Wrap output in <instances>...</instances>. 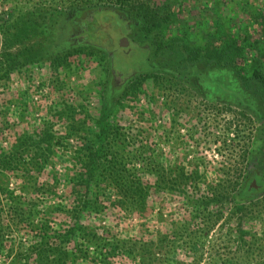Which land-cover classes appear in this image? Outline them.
<instances>
[{"label": "rangeland", "instance_id": "374dc122", "mask_svg": "<svg viewBox=\"0 0 264 264\" xmlns=\"http://www.w3.org/2000/svg\"><path fill=\"white\" fill-rule=\"evenodd\" d=\"M74 1L87 0H67L65 3L43 0L41 4L45 8L66 7ZM95 1L90 0V3L96 5ZM167 1L180 4L183 0H156V3L162 6ZM194 2L201 6L200 0H192ZM37 3L40 0H0V16L16 8L19 12L9 14L15 18ZM103 4L99 3L100 7ZM106 5L113 7L108 3ZM174 9L176 7L172 11ZM120 12L122 18L109 10H95L93 17H87L91 21L87 24L88 31L84 32H78L77 27L74 31L71 29L74 14L69 15L68 12V16L60 18L56 28L44 36L43 44L40 39L34 40L32 54L37 55L38 63L26 62L21 72L8 84L11 91L21 94L22 102L30 100L26 103L32 110L26 115V123L33 129L40 127L44 119L50 121L57 112L53 106L57 107L62 102L68 104L67 100L74 104L83 97L82 104L87 109L101 105L97 96H103L101 85L109 83L110 88L117 90V97L113 100L125 99L123 103L132 107L120 111L118 125L127 138L128 150L143 155V159L134 163L135 167H153L150 175L143 176L144 180L153 185L160 176L169 182H178V177H181L179 189L170 187L167 192H152L150 195V203L154 206L144 226L147 234L143 241L152 244L153 252L158 253V260L152 264H264V254L260 250L258 252V247L264 245V187L244 196L237 204L241 212L232 213L236 207L233 197L238 186L249 184L251 171L264 173V96L258 94L254 97V104L252 101L248 103L251 96L239 98L226 88L217 92L211 83L207 84L199 78L204 77V71L194 75L189 64L184 63V56L177 54V49H169L168 44L175 41L182 49L190 39L188 45L204 46L205 42L195 29L184 33V30L178 29V24L171 26L170 23L175 22L171 20L153 30L145 41L138 31L140 22L135 18L134 9L125 8ZM214 12L216 9L212 7L206 14L210 25ZM184 15L187 21L191 20L185 10ZM3 17L6 18L4 14ZM179 21L184 24L183 20ZM125 26L130 27L133 38L134 35L139 37L144 46L138 44L137 38L130 39L128 45L117 46L119 39L125 36ZM125 32L130 33L129 30ZM76 36L82 39L78 38L80 41L74 43L71 40ZM158 43L162 44L158 52L160 61L169 65V72H146L147 52L149 50L153 54ZM74 47L77 49L74 50ZM78 50L82 51L80 55L66 57L67 51L72 54ZM108 52L114 54L113 60ZM88 53L91 55L87 56ZM57 57L64 58L60 67L54 63ZM174 64H177L175 70L172 67ZM80 85H84L81 93L86 96L77 93L75 88ZM63 86L65 90L61 95L56 94ZM132 86L138 89L136 97H122L124 90ZM246 87H249L248 93L254 94L252 87ZM92 88H95V93L91 92ZM2 98L11 101L12 111L15 101L9 90L6 92L0 88ZM58 108L62 115L57 118L55 127L58 125L60 128L59 125L65 122L66 112L62 104ZM21 128L24 130L28 126ZM0 141H4L3 147L8 143L5 138H0ZM69 143L71 150L76 149L73 140ZM141 151L144 153H139ZM63 164L62 161L57 162L56 169L61 170ZM262 179L264 181V176ZM18 188L15 182H11L10 192L0 195V264H13L18 253L26 255L28 242L25 241L31 237L30 222L19 216V209L26 214L32 209H46L48 205L43 192L23 197ZM60 190L50 199L51 205L63 197ZM194 209L200 211L195 220L191 218ZM105 213L114 218L111 220L114 232L131 240H140L138 234L142 230V220L124 212L108 210ZM99 217L98 221H102V216ZM38 220L36 214L33 223ZM240 227L245 234L242 240L237 237ZM160 232L166 235L161 250L157 237ZM204 233L207 234L206 239L198 240ZM239 239L246 241L244 246ZM197 241L201 243L194 250L193 245ZM247 248L252 250L248 259L244 253ZM6 255L8 257L5 258ZM91 261L93 264L92 258ZM113 262L120 264L118 260ZM95 263L102 264L98 260Z\"/></svg>", "mask_w": 264, "mask_h": 264}, {"label": "trees", "instance_id": "16d2710c", "mask_svg": "<svg viewBox=\"0 0 264 264\" xmlns=\"http://www.w3.org/2000/svg\"><path fill=\"white\" fill-rule=\"evenodd\" d=\"M41 1L43 0L15 18L9 14L19 12L16 8L9 9V13H3L6 18L3 14L0 16V88L6 92L9 90L15 101L12 103L13 110L10 111L11 101L0 99V138L8 141L4 147V141H0V195L8 194L9 183L15 182L23 197L43 192L44 200L48 201L46 209H32L26 214L19 209V216H24V220L30 222L31 237L25 241L28 242L26 255L18 253L14 263L28 264L31 257H34L31 264H92L91 258L94 260L93 264H96V260L102 264H117L113 262L115 260L120 264H152L158 260V253L153 252L152 244L143 241L147 234L144 226L154 206L149 198L152 192H167L170 187L179 189L181 177H178V182H169L160 176L153 185L144 180L143 176L150 175L153 167H135L134 163L143 159V155L128 150L127 138L118 125L120 111H127L132 107L123 103L125 99L114 101L117 90L105 83L101 85L103 96H97L101 105L87 109L82 104L83 97L78 98L79 101L74 104L70 100H67L68 104L59 103L58 99V106H53L57 108V112L50 121L44 119L40 127L33 129L26 123V115L31 113L32 108L26 103L28 101L22 102L21 94L11 91L8 84L21 72V67L26 62L38 63L37 55L32 54L34 40L40 39L43 44L44 36L56 28L60 18L68 16V12L69 15L77 16L90 9H100L99 3L105 2L103 7L108 3L113 6L111 8L119 11H124L125 8L134 9L135 18L140 22L138 31L145 41V37L153 30L159 29L163 23L172 22L171 20L175 22L170 25L178 24V29L184 30V33L192 29L198 31L202 42H205L204 46L192 47L187 44L189 39L182 49L175 41H171L168 44L169 49H177V54L184 56V63L189 64L194 75L204 71V77L199 78L207 84L211 83L217 92L220 93L222 88H226L239 98L251 96L248 103L252 101L254 104V97L258 94L264 96V0H200L201 6L197 2L192 3V0H183L180 4L167 1L162 6L156 0H96V5L87 0L53 8H45ZM66 1L59 0L61 3ZM190 5L193 6L189 7ZM212 7L216 12L210 25L206 14ZM184 10L191 17L190 21L185 19ZM179 20H183L184 24L178 23ZM137 40L139 45L144 46L139 37ZM151 44L154 45L152 41ZM155 45L153 54L149 50L147 52L145 71L167 72L169 65L160 61L158 55L162 44ZM58 47L61 45L58 44ZM81 53L80 50L72 54L67 51L66 57ZM89 55L91 53L87 56ZM63 61L64 58L57 57L54 63L60 67L59 64ZM176 65L172 66L173 70ZM246 85L254 89V94L248 93L249 87ZM59 88L56 94L61 95L65 89L64 86ZM75 89L78 94L83 95L81 92L84 85ZM94 89L91 92L95 93ZM110 91L113 93L110 94ZM137 92L138 89L132 86L124 90L122 97L135 98ZM60 104L66 117L59 128L55 124L62 115L58 111ZM262 120L264 130V115ZM27 126L24 130L21 128ZM72 140L76 145L74 150L69 147ZM139 153L143 154L144 151ZM59 161L64 163L61 170L55 167ZM255 184L259 185L256 182ZM59 188L62 189L60 193L63 197L61 196L58 203L51 205L50 199L58 195ZM252 192L255 191L250 189L249 184L238 186L233 197L236 203L233 214L241 212L237 204ZM108 210L135 215L142 220V230L138 234L140 240H131L114 232L111 227V220L114 218L111 219L105 213ZM199 212L194 209L191 218L195 220ZM36 214L39 220L34 224L33 218ZM99 216H102V221H98ZM244 235L240 227L237 237L242 240ZM206 236L204 233L198 240H205ZM157 237L161 250L166 235L160 232ZM1 240L0 236V247ZM240 242L243 245L246 241ZM200 243L197 241L193 249L196 250V245ZM19 249L23 250L22 247ZM259 250L264 254V245L258 247V252ZM250 252L252 250L248 248L244 252L247 259Z\"/></svg>", "mask_w": 264, "mask_h": 264}, {"label": "flooded vegetation", "instance_id": "af4514ba", "mask_svg": "<svg viewBox=\"0 0 264 264\" xmlns=\"http://www.w3.org/2000/svg\"><path fill=\"white\" fill-rule=\"evenodd\" d=\"M101 10H109L110 12H112V13H114V14H117V17L118 18H122L121 16H122V14H121V12L119 11V10H117V9H115V8H111V7H101L100 8ZM100 9H97V10H100ZM94 11L95 10H92V11H86V12H82V13H80L79 15H77V16H74L73 17V19H72V21H71V24H72V30L74 31L75 29H74V27H77V31L78 32H84V31H88V25L87 24H89V22L91 21V20H89V18H87V17H93V15H94ZM97 12V11H96ZM83 22L85 23V24H83ZM83 24V25H82ZM126 30H129L130 31V33H126L125 31ZM132 31H131V29H130V27H126L125 26V28H124V35L125 36H123L122 37V39H119V41H118V43H117V46L118 47H123V45H128L129 44V41H131V40H134L135 38H137L136 37V35H134V37L135 38H133V36H132V33H131ZM71 33V35H72V32H70ZM78 38H80V39H82V37L81 36H76V38H73L71 41L72 42H74V43H76L77 42V40H78ZM131 39V40H130ZM78 41H80V40H78ZM139 44V43H138ZM132 45H135V43L134 44H132ZM108 54L110 55V57L112 58V60L114 59V54H112V53H110V52H108ZM133 74V73H132ZM135 74H139V73H134V75ZM120 75V74H119ZM263 176H264V173L263 172H261V171H251V173H250V181H249V187H250V189L251 188H253L254 189V191H259V190H261L263 187H264V181H263ZM252 182H256V183H259V185L257 184H255V186H253L252 185Z\"/></svg>", "mask_w": 264, "mask_h": 264}, {"label": "water", "instance_id": "95a60500", "mask_svg": "<svg viewBox=\"0 0 264 264\" xmlns=\"http://www.w3.org/2000/svg\"><path fill=\"white\" fill-rule=\"evenodd\" d=\"M252 185H253V186H255V183H254V182H252Z\"/></svg>", "mask_w": 264, "mask_h": 264}]
</instances>
